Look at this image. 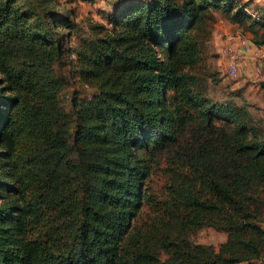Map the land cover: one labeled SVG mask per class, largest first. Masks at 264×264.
Wrapping results in <instances>:
<instances>
[{
    "label": "trees",
    "instance_id": "1",
    "mask_svg": "<svg viewBox=\"0 0 264 264\" xmlns=\"http://www.w3.org/2000/svg\"><path fill=\"white\" fill-rule=\"evenodd\" d=\"M106 1L73 47L82 25L57 0H0V264H264V124L191 69L215 11L263 45L264 6ZM72 50L91 90L64 103ZM206 226L218 249L192 239Z\"/></svg>",
    "mask_w": 264,
    "mask_h": 264
},
{
    "label": "rangeland",
    "instance_id": "2",
    "mask_svg": "<svg viewBox=\"0 0 264 264\" xmlns=\"http://www.w3.org/2000/svg\"><path fill=\"white\" fill-rule=\"evenodd\" d=\"M252 2V7L264 6V0H242ZM20 3L28 6L25 0ZM60 10L68 11L82 25L80 30L74 31L68 37L67 43L73 47L79 46L89 36V25L94 21L105 22L104 12L109 9L106 0H57ZM252 15L254 12L252 11ZM200 43V60L192 67V72L198 79L202 92L210 99L222 103L231 101L243 105L248 103L249 110L254 118L264 124V57L256 58L241 53V41L249 40L258 45L255 33L247 25L232 22L224 13L215 11L214 19L208 23L205 31L197 32ZM233 48L237 53L243 54L240 60L239 74L232 77L227 71L228 49ZM72 50L66 57V73L69 84L63 90L61 98L68 103L72 90L77 93L91 90L78 74L80 63L78 56ZM167 163L162 162L160 167L153 170L149 181L154 197L165 196L170 184V175ZM153 208L146 206L141 214L142 223H149L150 219L157 216ZM192 239L197 243L212 244L217 249L226 241L227 233L212 227H203ZM244 264V263H243Z\"/></svg>",
    "mask_w": 264,
    "mask_h": 264
},
{
    "label": "built area",
    "instance_id": "3",
    "mask_svg": "<svg viewBox=\"0 0 264 264\" xmlns=\"http://www.w3.org/2000/svg\"><path fill=\"white\" fill-rule=\"evenodd\" d=\"M228 59H227V71L232 77H236L239 74V66L241 60V54L237 53L233 48H229L228 51ZM241 53H245V55H251L256 58L264 57V44L263 45H255L252 44L249 40L243 39L241 41ZM250 264V263H244Z\"/></svg>",
    "mask_w": 264,
    "mask_h": 264
}]
</instances>
